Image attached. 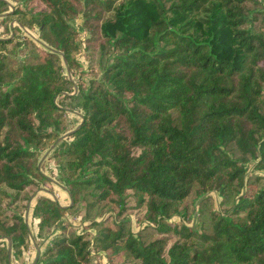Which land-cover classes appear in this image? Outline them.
<instances>
[{
	"label": "trees",
	"instance_id": "1",
	"mask_svg": "<svg viewBox=\"0 0 264 264\" xmlns=\"http://www.w3.org/2000/svg\"><path fill=\"white\" fill-rule=\"evenodd\" d=\"M28 205L33 264H264V0H0V264Z\"/></svg>",
	"mask_w": 264,
	"mask_h": 264
},
{
	"label": "rangeland",
	"instance_id": "2",
	"mask_svg": "<svg viewBox=\"0 0 264 264\" xmlns=\"http://www.w3.org/2000/svg\"><path fill=\"white\" fill-rule=\"evenodd\" d=\"M11 10H12V9H9V11H11ZM9 21H10V22H9V25H10V26H15V25L17 24V20L14 19V18L10 19ZM7 23H8V21L4 22V23L1 25V28H3ZM9 47H10V45H9ZM11 51H13V50H11ZM86 78H88V77H86ZM73 82H74V84H75V82H76V79H75V78L73 79ZM58 102H59V101H58ZM68 128H70V125L67 126V129H68ZM56 143H57V141H55L52 145H50V146L45 150V153H43L42 157L40 158L41 161L45 158V155H46L47 152H49L50 148H51L53 145H55ZM41 161H40L39 164H38L39 166H40ZM42 168H44V170H46V171H45L46 174H48L49 176L54 177L55 179H57V178L55 177V173H56V169H55V168H56V167H55L54 160H53L52 158H51L50 160H46V161L44 162V164H42ZM45 188H48V187L46 186ZM49 188H50V187H49ZM42 190H44V192H45L47 189L40 188L38 191H36V192L34 193V195H35L36 193H39L40 191L42 192ZM50 190H52V192H49V193H48L49 196H52L53 199H57V200L59 201V203H60L62 206H67V205L71 204V203H69L68 201H67V202L65 201V202L63 203V201H62V197H61V196H60L61 198L59 197V195H61V194H62V195H65V193L69 196L67 190H66L64 187H62V186H60V185H58V184H56V183H53L52 188H51ZM55 192H56V193H55ZM57 193H58L59 195H57ZM34 195H33V196H34ZM29 208H30V205H28L24 217H25V221H26V222L28 223V225L30 226L29 228H30V235H31V243H30V244L28 245V247H27L26 254H25L24 256H20V257H17V258L15 259V264H26L27 261H29V263H27V264L32 263V262L34 261L35 256H36V248L39 247V250L41 249V247H40V240H41V239H40V238L38 237V235H37V221H38V219H37V218H33V217L31 218V210H30ZM68 212H71L72 214H73V213L75 214L74 217L71 216V215H70V217H67V218H69V219L71 220V223L73 224V225H71V226L73 227V229H75V228H77V226H79L80 223L82 222V221H81V217H83L84 214H85L84 207H83L81 204H79V205H77L75 208L71 209V210L68 211ZM66 216H67V215H66V213H65V214L63 215V218L66 219V218H65ZM39 253H40V252H39ZM94 260H96L99 264H105L104 261L99 262V258H95Z\"/></svg>",
	"mask_w": 264,
	"mask_h": 264
},
{
	"label": "water",
	"instance_id": "3",
	"mask_svg": "<svg viewBox=\"0 0 264 264\" xmlns=\"http://www.w3.org/2000/svg\"><path fill=\"white\" fill-rule=\"evenodd\" d=\"M5 13H7V12H5ZM60 139H61V137L58 140H60ZM7 243H8V253H9V259H10L11 258V241L8 238H7ZM36 251L37 252H36V256L34 258V261L32 263H30V264H33V263L36 262V260H37V258L39 256V252H40L39 247L36 248Z\"/></svg>",
	"mask_w": 264,
	"mask_h": 264
},
{
	"label": "crops",
	"instance_id": "4",
	"mask_svg": "<svg viewBox=\"0 0 264 264\" xmlns=\"http://www.w3.org/2000/svg\"><path fill=\"white\" fill-rule=\"evenodd\" d=\"M55 193H56V192H55ZM57 195H59V194L57 193ZM60 196L62 197V201H63V203H64L65 201H66V202H67V201L69 202V196H68L66 193H65V195H62V194L59 195V197H60ZM61 197H60V198H61ZM36 252H37V251H36Z\"/></svg>",
	"mask_w": 264,
	"mask_h": 264
}]
</instances>
